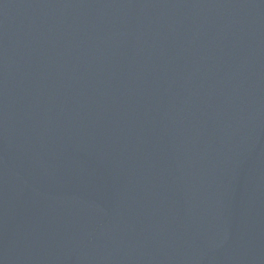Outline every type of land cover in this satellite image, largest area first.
Masks as SVG:
<instances>
[{"label": "water", "instance_id": "1", "mask_svg": "<svg viewBox=\"0 0 264 264\" xmlns=\"http://www.w3.org/2000/svg\"><path fill=\"white\" fill-rule=\"evenodd\" d=\"M0 264H264V0H0Z\"/></svg>", "mask_w": 264, "mask_h": 264}]
</instances>
